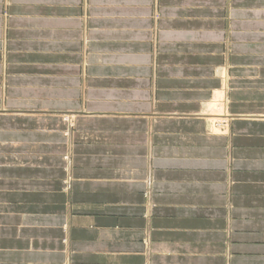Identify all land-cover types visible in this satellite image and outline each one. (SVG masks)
Instances as JSON below:
<instances>
[{
  "label": "crops",
  "instance_id": "obj_1",
  "mask_svg": "<svg viewBox=\"0 0 264 264\" xmlns=\"http://www.w3.org/2000/svg\"><path fill=\"white\" fill-rule=\"evenodd\" d=\"M0 264H264V0H0Z\"/></svg>",
  "mask_w": 264,
  "mask_h": 264
},
{
  "label": "rangeland",
  "instance_id": "obj_2",
  "mask_svg": "<svg viewBox=\"0 0 264 264\" xmlns=\"http://www.w3.org/2000/svg\"><path fill=\"white\" fill-rule=\"evenodd\" d=\"M220 104L222 106H220V109H219V105ZM212 105H213V107L215 106V109H216V111L214 112L216 115L215 114H212V115H215V116L214 117L213 116L211 117V119H213V120H211L213 122V123L211 122L212 128L214 129V131L216 133L218 132V134L221 133V132H225L228 129V119H227V113L225 111V100L223 99L222 96H217L216 99L214 98L212 100V102H210L208 104L207 108L212 107ZM207 113L209 114V111Z\"/></svg>",
  "mask_w": 264,
  "mask_h": 264
},
{
  "label": "bare ground",
  "instance_id": "obj_3",
  "mask_svg": "<svg viewBox=\"0 0 264 264\" xmlns=\"http://www.w3.org/2000/svg\"><path fill=\"white\" fill-rule=\"evenodd\" d=\"M220 106H222L221 104L219 105V109H220ZM212 107H213V105H212ZM212 107H209V114H211L210 116H215L216 114L214 113L215 111H216V109H215V106L212 108ZM218 108V107H217ZM218 110V109H217ZM219 111V110H218ZM223 111V110H222ZM212 114H215V115H212ZM70 120V119H69ZM208 120H213V119H208ZM217 120V119H216ZM215 120V121H216ZM212 122V121H211ZM213 123V122H212ZM210 124V123H209ZM218 124V123H217ZM210 125H212V124H210ZM213 129V128H212ZM67 160V159H66Z\"/></svg>",
  "mask_w": 264,
  "mask_h": 264
}]
</instances>
